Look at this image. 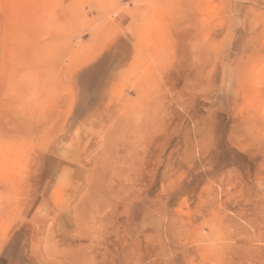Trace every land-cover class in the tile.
<instances>
[{
  "label": "rangeland",
  "instance_id": "obj_1",
  "mask_svg": "<svg viewBox=\"0 0 264 264\" xmlns=\"http://www.w3.org/2000/svg\"><path fill=\"white\" fill-rule=\"evenodd\" d=\"M0 264H264V0H0Z\"/></svg>",
  "mask_w": 264,
  "mask_h": 264
}]
</instances>
